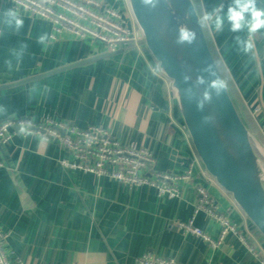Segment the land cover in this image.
I'll return each mask as SVG.
<instances>
[{"label":"crops","instance_id":"0c3cea01","mask_svg":"<svg viewBox=\"0 0 264 264\" xmlns=\"http://www.w3.org/2000/svg\"><path fill=\"white\" fill-rule=\"evenodd\" d=\"M100 1L118 13L137 38L126 52L103 59L114 53L90 38L64 34L52 40L51 23L30 14L19 13L24 26L16 33L4 15L10 4L0 0V87L86 62L0 89V122L25 118L79 129L99 127L122 146L145 149L155 162L151 171L182 176L193 164L192 176L177 184L178 200L160 201L149 188L129 190L106 178L63 170L58 166L65 157L60 148L36 137L23 139L17 131L16 138L0 147L5 164L0 169V229L11 233L7 251L21 264H137L147 253L178 264H259L239 242L238 233L260 258L264 240L228 194L213 180L202 182V167L184 130L171 82L146 51L127 0ZM195 3L200 18L218 3L226 8L231 0ZM257 3L264 7V0ZM205 28L253 131L240 120L264 154V31L253 35L254 52L245 55L235 44V36L244 33H232L227 25L221 32ZM42 34L48 36L47 47L37 43ZM21 44L27 47L17 69L11 50ZM6 59L12 60L13 70L5 66ZM196 184L205 185L215 212L237 230L217 251L179 234L172 225L193 216ZM194 226L214 238L220 232L206 214H197Z\"/></svg>","mask_w":264,"mask_h":264},{"label":"built area","instance_id":"2783aa9c","mask_svg":"<svg viewBox=\"0 0 264 264\" xmlns=\"http://www.w3.org/2000/svg\"><path fill=\"white\" fill-rule=\"evenodd\" d=\"M18 13L35 16L52 25V40L69 34L76 38H90L102 44L108 53H124L136 42V37L122 24L118 13L100 0H4ZM264 96H262V100ZM19 135L25 139L36 137L60 148L65 157L58 166L66 171L80 172L96 178H106L129 190L149 188L160 201H174L180 197L179 182H187L192 176L193 164L182 176L151 171L154 160L145 150L136 145L122 146L99 127L79 129L66 123L45 120L35 123L29 119H6L0 122V147H4ZM5 168L0 158V169ZM200 177L206 185L212 180L201 169ZM205 185L196 184L197 204L193 216L186 222L174 221L173 228L183 236H190L205 244L212 251L219 250L224 239L237 230L226 218L215 212V204ZM197 214H206L219 227L216 238L194 226ZM10 232L0 229V264L16 263L7 251ZM238 240L259 264L264 258L249 246L244 234ZM137 264H178L174 259H162L150 253L142 255Z\"/></svg>","mask_w":264,"mask_h":264},{"label":"water","instance_id":"95a60500","mask_svg":"<svg viewBox=\"0 0 264 264\" xmlns=\"http://www.w3.org/2000/svg\"><path fill=\"white\" fill-rule=\"evenodd\" d=\"M127 2L146 51L160 74L171 82L184 130L200 166L231 197L264 240V154L241 122L227 90L220 97L212 94L210 102L204 99L205 93L212 92L208 86L210 72L221 75L208 49L193 1L158 0L155 7L146 6L141 0ZM183 26L196 33L191 44L177 43L178 29ZM115 55L106 54L99 59ZM85 63L0 89L20 87ZM200 78L203 83L198 82ZM198 103L203 107L198 108Z\"/></svg>","mask_w":264,"mask_h":264},{"label":"clouds","instance_id":"9594fccd","mask_svg":"<svg viewBox=\"0 0 264 264\" xmlns=\"http://www.w3.org/2000/svg\"><path fill=\"white\" fill-rule=\"evenodd\" d=\"M141 2L146 6L155 7L158 0H141ZM4 15L8 17V26L16 33L23 28V17L16 10L8 9ZM199 22L206 27H210L215 32L223 31L225 25H227L228 30L232 33H244L245 35L243 37L240 35L235 36V44L240 52L248 55L254 52L253 35L264 31V7L258 5L257 0H231V3L226 8L224 4L218 3L211 11L202 12ZM0 35H3L2 31H0ZM195 38L196 33L192 29L186 26L178 29L177 43L191 44ZM47 40V34H42L38 36L37 43L47 47ZM26 47V45L21 44L18 49L11 50V55L16 61L17 69L19 68ZM4 63L9 71L13 70L11 59H6ZM210 76L212 78L208 82V86L212 92L205 93L204 95V99L209 102L212 99V94L220 97L225 94L228 87L227 81L214 71L210 72ZM187 79L188 77H185V80ZM198 82L203 83V79L200 78ZM197 107L202 108L203 105L198 103ZM2 111L3 108H0V112Z\"/></svg>","mask_w":264,"mask_h":264},{"label":"trees","instance_id":"16d2710c","mask_svg":"<svg viewBox=\"0 0 264 264\" xmlns=\"http://www.w3.org/2000/svg\"><path fill=\"white\" fill-rule=\"evenodd\" d=\"M195 2H196V3H195ZM194 3L197 5V0H195ZM197 9H198V6H197ZM198 10H199V9H198ZM202 29H203V33H204V37H205V40H206V43H207L208 49H209L210 54H211V56H212V58H213V60H214V62H215V65H216V67H217V69H218V71H219L221 77H222L223 79H225V80L227 81V83H228V87H227L226 90H227V92H228L229 97H230V99H231V101H232V103H233L235 109L237 110V113H238L240 119L242 120V122H243L244 125L246 126V128L251 129V130L253 131V126L250 124L249 119H248L247 116L245 115V112H244V110H243V107H242L241 103L239 102L238 97H237L236 93L234 92V89H233V87H232L230 81H229L228 78L226 77V75H225L223 69L221 68V65H220V63H219V61H218V59H217V57H216V55H215V53H214V51H213V48L211 47L210 41H209L208 36H207L206 28H205L204 25H202ZM254 231H255V230H254ZM255 232H256V231H255ZM256 233H257V232H256Z\"/></svg>","mask_w":264,"mask_h":264},{"label":"rangeland","instance_id":"374dc122","mask_svg":"<svg viewBox=\"0 0 264 264\" xmlns=\"http://www.w3.org/2000/svg\"><path fill=\"white\" fill-rule=\"evenodd\" d=\"M9 4V3H8ZM11 7V6H10ZM212 179V178H211ZM213 180V179H212Z\"/></svg>","mask_w":264,"mask_h":264}]
</instances>
